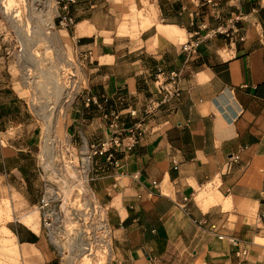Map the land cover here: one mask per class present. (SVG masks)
I'll list each match as a JSON object with an SVG mask.
<instances>
[{"label":"crops","instance_id":"0c3cea01","mask_svg":"<svg viewBox=\"0 0 264 264\" xmlns=\"http://www.w3.org/2000/svg\"><path fill=\"white\" fill-rule=\"evenodd\" d=\"M63 1L76 25L62 34L92 58L76 99L31 92L4 64L0 41V264L75 259L51 245L39 201L63 144L83 149L110 137L113 113L123 141L146 120L121 166L99 169L87 186L108 207L104 264H264V0ZM237 13L245 39H205L200 59L185 65L179 35L188 41L201 24L206 34ZM167 27L178 28H169L173 37ZM179 68L181 96L157 107L166 80L157 72Z\"/></svg>","mask_w":264,"mask_h":264},{"label":"built area","instance_id":"2783aa9c","mask_svg":"<svg viewBox=\"0 0 264 264\" xmlns=\"http://www.w3.org/2000/svg\"><path fill=\"white\" fill-rule=\"evenodd\" d=\"M70 1L74 2V0ZM56 2L62 9L57 16L59 24L64 29H72L76 25V19L67 13L68 3L63 0H56ZM208 2L214 6L217 5L214 0H208ZM245 19L241 13L234 14L206 34H202L201 31L207 26L204 23L201 24L199 29L192 33L191 37L194 39L184 44V50L188 54L185 65L200 59L197 57L198 47L205 39L218 36L227 39L237 37L239 40H244ZM183 71L184 68L157 72V79L166 77V80L159 85L161 98H157L154 102L157 107L181 96ZM91 101L90 97L87 98L88 105ZM152 111V109L148 110L146 114ZM131 114L136 115V111H132ZM105 116L110 115L107 113ZM110 117L112 118L110 137L83 149L76 148L71 142L63 144L61 155L57 157L53 166L56 176L46 181L48 185L38 205L43 226L53 246L61 258L75 254V264H83V259L88 257L94 258V262L97 261L98 254L94 251L95 247L102 252L101 256L106 258L110 252L109 239L112 228L108 221V207L99 201L92 191L87 189V186L96 180L99 169L104 171L105 166L118 169L121 166L119 156L122 150H132L143 135L146 116L128 129L130 134L127 141L122 140L124 129L120 125L119 115L113 113ZM72 179L77 180L74 186L69 183ZM155 185H158L157 182ZM184 202H188V198H184ZM75 230L78 231L74 235ZM213 230L214 235H218L221 239L224 237L217 234L216 226H213ZM79 240H82L81 250H79ZM230 241L237 247L238 256L248 254L247 247L243 246L244 243L240 239L231 238Z\"/></svg>","mask_w":264,"mask_h":264},{"label":"rangeland","instance_id":"374dc122","mask_svg":"<svg viewBox=\"0 0 264 264\" xmlns=\"http://www.w3.org/2000/svg\"><path fill=\"white\" fill-rule=\"evenodd\" d=\"M47 2L50 3V8L47 7ZM7 11L9 13H6ZM49 12L50 15H48ZM59 12H62V9L59 8L56 0H0V41L3 44L1 57L4 64L8 66L10 63L13 66L14 75L17 74L19 78L23 77L28 81L31 92L44 96L51 90L54 99L60 100L62 96L66 97L65 88L67 87L70 91L68 98L72 101L76 99L78 92H81V82L85 76L84 69L89 67L92 58L88 54L89 57L85 59V54L89 51L80 50L81 47L75 39L64 37L62 31L66 29L59 24L57 17ZM10 13L14 14V20L10 17ZM48 16H51L53 22L51 26L47 20ZM179 38L184 43L194 39L190 36L187 41L185 34H180ZM34 60L38 64L35 63V65ZM23 66L27 69L25 72H22ZM2 74L3 77L11 75L6 68ZM58 93L61 94L58 95ZM42 228L47 234L43 223ZM77 231L75 230L74 235ZM47 238L51 242L48 236ZM79 241L80 247L82 240ZM51 245L53 246L52 242ZM94 251L98 254V260L94 262V258L88 257L83 259V264L106 262V257L101 256L100 250L95 247Z\"/></svg>","mask_w":264,"mask_h":264},{"label":"bare ground","instance_id":"6f19581e","mask_svg":"<svg viewBox=\"0 0 264 264\" xmlns=\"http://www.w3.org/2000/svg\"><path fill=\"white\" fill-rule=\"evenodd\" d=\"M46 5H47V7H49L50 8V3L49 2H47L46 3ZM10 9V8H9ZM8 10V9H7ZM6 13H9L8 11L6 12ZM11 14V13H10ZM14 15V14H13ZM12 14H11V16L10 17H12V18H14V16H13ZM17 15V14H16ZM48 15H50V12L48 13ZM47 20H49V24H50V26L51 25H53V22H52V19H51V16H48V19ZM16 27H18V26H16ZM41 27V26H40ZM21 28V27H20ZM19 28V29H20ZM168 28V29H167ZM166 29L164 28L163 30V32H165L167 35H169L170 37H173L172 35H174L173 33L174 32H172V31H170V29L169 28H175L176 30L178 29L177 27H167ZM15 29V28H14ZM168 30V31H167ZM21 31V30H20ZM176 38V37H175ZM28 53V52H27ZM34 62L35 63H37L35 60H34ZM34 63V64H35ZM36 65V64H35ZM56 74V73H55ZM51 77V76H50ZM54 77V76H53ZM36 79V78H35ZM34 81V80H33ZM55 83V82H54ZM59 84V83H58ZM56 87V86H55ZM59 87V86H58ZM57 87V88H58ZM61 88V87H60ZM59 90H61V89H59ZM66 90V89H65ZM57 91V90H56ZM61 91H63V90H61ZM60 91V92H61ZM66 93V98H68V95L70 94V92H68V91H66L65 92ZM61 93H58V95H60ZM56 95V94H55ZM59 98V97H58ZM57 99V98H56ZM60 99V98H59ZM56 101V100H55ZM56 103V102H55ZM57 105V104H56ZM57 107V106H56ZM55 107V108H56ZM54 117V116H53ZM80 242V241H79ZM79 242H78V244H79ZM5 246H6V244H5ZM3 250H4V248H2ZM82 249V245L79 247V250H81ZM1 250V249H0ZM12 250V249H11ZM5 251V250H4ZM7 252V251H6ZM82 252V251H81ZM9 253V252H8ZM11 253V252H10ZM84 255V254H83ZM76 263V261H75V259H71V261H70V264H75Z\"/></svg>","mask_w":264,"mask_h":264}]
</instances>
